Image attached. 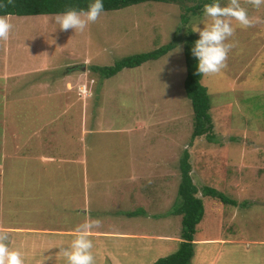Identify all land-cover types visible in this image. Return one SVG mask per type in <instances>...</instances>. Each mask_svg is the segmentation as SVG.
Instances as JSON below:
<instances>
[{
    "label": "rangeland",
    "instance_id": "rangeland-1",
    "mask_svg": "<svg viewBox=\"0 0 264 264\" xmlns=\"http://www.w3.org/2000/svg\"><path fill=\"white\" fill-rule=\"evenodd\" d=\"M239 3L252 23L232 20L226 67L201 79L212 142L191 138L179 5L102 12L84 31L61 30L55 15L7 16L13 28L0 39V234L24 264H67L60 248L86 220L100 221L89 237L101 231L180 237L181 216L170 212L178 204L184 150L195 185L237 203L201 198L195 238L225 245L195 246L189 264H264V5ZM202 12L187 15L189 29ZM178 28L181 41L158 60L109 79L90 71L169 44ZM136 210L145 215L122 214ZM17 228L62 233L17 238L7 230ZM23 237L47 243L22 244ZM90 239L94 264H153L178 249L136 240L120 252L114 241Z\"/></svg>",
    "mask_w": 264,
    "mask_h": 264
},
{
    "label": "trees",
    "instance_id": "trees-1",
    "mask_svg": "<svg viewBox=\"0 0 264 264\" xmlns=\"http://www.w3.org/2000/svg\"><path fill=\"white\" fill-rule=\"evenodd\" d=\"M91 0H0V16H40L55 15L70 8L87 9ZM155 2L164 4H177L183 13L180 15L181 26L186 28L183 40V56L185 64V78L183 88L192 110V140L204 137L208 142L213 140V122L210 115V102L207 89L201 84L203 75L196 73V59L191 54V47L198 39L196 34L187 27L188 14L201 12L205 3L212 0H103L104 11L119 10L128 6L141 3ZM179 28L172 41L156 50L124 57L108 67L90 68L91 72L98 73L102 78L109 79L116 76L124 69H134L142 64L155 61L165 56L174 49L175 44L181 41L178 36ZM180 182L177 188L178 204L170 212L174 216H181L180 242L178 249L173 254L160 258L153 264H189L194 254V241L197 226L204 217L202 197H211L223 204L236 206L237 203L228 199L219 191L203 187L201 190L195 185L191 177L192 167L190 153L184 150L178 161ZM123 215L131 217L144 216V210L124 212Z\"/></svg>",
    "mask_w": 264,
    "mask_h": 264
},
{
    "label": "clouds",
    "instance_id": "clouds-1",
    "mask_svg": "<svg viewBox=\"0 0 264 264\" xmlns=\"http://www.w3.org/2000/svg\"><path fill=\"white\" fill-rule=\"evenodd\" d=\"M254 7L264 5V0H251ZM104 11L103 0H91L87 9L70 8L55 14V21L61 30L73 29L84 31L89 23L97 21ZM203 20L192 25V32L198 33V39L191 47V54L196 59V73L211 75L221 72L226 67L230 49L234 46L229 42L235 28V19L243 27L251 25L252 19L239 0H229L222 5L221 0H212L203 5ZM203 25V27H201ZM13 25L6 16H0V39H8ZM180 49L178 48V51ZM99 220H86L76 229V235L67 247L60 248V253L67 264H94L92 249L93 241L89 231L98 226ZM0 264H24L23 254L19 249L10 246L7 234H0Z\"/></svg>",
    "mask_w": 264,
    "mask_h": 264
},
{
    "label": "crops",
    "instance_id": "crops-1",
    "mask_svg": "<svg viewBox=\"0 0 264 264\" xmlns=\"http://www.w3.org/2000/svg\"><path fill=\"white\" fill-rule=\"evenodd\" d=\"M86 96V95H85ZM18 109V108H17ZM49 138L51 137V139L53 138V136H48ZM46 137L45 138V142L46 143V147H51L49 146V138ZM53 142V141H52ZM50 150L47 149L46 152H49ZM39 157H43L42 154H38ZM44 159H46L47 161H52L51 157H45ZM38 162L40 164H43L44 160L41 158L40 160H38ZM24 187V186H23ZM86 214V213H85ZM129 218V217H128ZM134 218V217H131ZM9 231H16L17 235H14L13 237H17L19 238L20 236H25V235H37V236H45L46 234L51 235H58L60 236L62 232L60 231H56V230H34V229H7ZM94 236L89 237L92 239H106V240H110V241H114L117 245V248L120 250L119 246L123 247V244H125V242H127V245L129 243H134V241L136 240H146V241H152V242H156L157 244H155L156 247H158L160 244H166V246L171 245V247L174 248L175 245H179L180 242V237L177 235V237H170V236H162V235H143L141 233L137 234L135 232H128V231H112V232H96L95 234H93ZM91 236V235H90ZM24 238H28V239H24ZM21 242L22 244H25L26 242H28L29 245H34V247H36V244L39 242L40 244H46L47 242H45L43 239L41 241H39V238H29V237H23L21 238ZM13 242V241H12ZM159 244V245H158ZM200 245V246H212V245H225L223 240H217V239H196L194 241V248L195 246ZM41 247V246H40ZM126 247V245H125ZM125 247L123 249V251L125 250ZM176 247V246H175ZM50 254L52 249L50 248ZM126 254V253H125ZM36 264H40V260L36 262Z\"/></svg>",
    "mask_w": 264,
    "mask_h": 264
}]
</instances>
